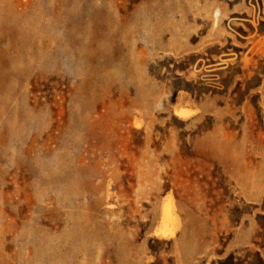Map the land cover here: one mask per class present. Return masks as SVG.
Masks as SVG:
<instances>
[{
    "label": "rangeland",
    "instance_id": "374dc122",
    "mask_svg": "<svg viewBox=\"0 0 264 264\" xmlns=\"http://www.w3.org/2000/svg\"><path fill=\"white\" fill-rule=\"evenodd\" d=\"M0 264H264V0H0Z\"/></svg>",
    "mask_w": 264,
    "mask_h": 264
},
{
    "label": "crops",
    "instance_id": "0c3cea01",
    "mask_svg": "<svg viewBox=\"0 0 264 264\" xmlns=\"http://www.w3.org/2000/svg\"><path fill=\"white\" fill-rule=\"evenodd\" d=\"M248 39H249V38H248ZM246 40H247V39H246ZM247 45H248V42H246L245 44L243 43V45L240 46V48H244V47H246ZM252 51H254V46L250 47V48L247 50L246 54H248L249 52H252ZM231 55H232V54H229V53H223V54H221L220 56H216V57H215L214 55H211L209 59H207V60H203V61H208V60H210L209 62H215V61H217V60L222 61V63H220V64H215V65H214V66H218V65H222V66H221L220 68L212 69V70H216V71H215V72H211V73H213V74H215V75L218 76L217 72H220V71H223V70L227 69L228 66H230V64H232V63L235 61L236 58H232ZM213 59H215V61H214ZM243 61H245V59H244V58H241V61H240V62H243ZM214 66L211 65V67H214ZM209 71H210V70H209Z\"/></svg>",
    "mask_w": 264,
    "mask_h": 264
},
{
    "label": "bare ground",
    "instance_id": "6f19581e",
    "mask_svg": "<svg viewBox=\"0 0 264 264\" xmlns=\"http://www.w3.org/2000/svg\"><path fill=\"white\" fill-rule=\"evenodd\" d=\"M179 115L182 116V117H189L191 115L190 112L188 111H185V110H182L179 112ZM169 230L168 229H165L163 231H161L160 235H162L163 237H167L169 236Z\"/></svg>",
    "mask_w": 264,
    "mask_h": 264
},
{
    "label": "flooded vegetation",
    "instance_id": "af4514ba",
    "mask_svg": "<svg viewBox=\"0 0 264 264\" xmlns=\"http://www.w3.org/2000/svg\"><path fill=\"white\" fill-rule=\"evenodd\" d=\"M241 26H243V28L245 27V25L244 24H241ZM243 39H248L249 37H242ZM237 47V46H236ZM230 51V50H229ZM214 61H215V59H213ZM208 61H210V60H208ZM212 66H214V65H212ZM209 67H211V66H209ZM216 70H210L209 72H215ZM210 76H213V77H216L217 75H215V74H212V75H210Z\"/></svg>",
    "mask_w": 264,
    "mask_h": 264
}]
</instances>
